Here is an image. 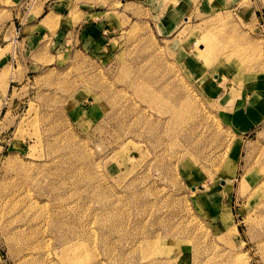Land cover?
Returning <instances> with one entry per match:
<instances>
[{"label": "rangeland", "instance_id": "374dc122", "mask_svg": "<svg viewBox=\"0 0 264 264\" xmlns=\"http://www.w3.org/2000/svg\"><path fill=\"white\" fill-rule=\"evenodd\" d=\"M7 53L0 264H264V0H0Z\"/></svg>", "mask_w": 264, "mask_h": 264}, {"label": "crops", "instance_id": "0c3cea01", "mask_svg": "<svg viewBox=\"0 0 264 264\" xmlns=\"http://www.w3.org/2000/svg\"><path fill=\"white\" fill-rule=\"evenodd\" d=\"M52 14L54 16H56L54 13H52ZM48 15H49V13L45 14L44 17L41 20H38V21L35 20L34 17H30L29 23L22 28V30L27 28L28 32L21 39H23L25 42H34V43H36L35 40L40 42V40L47 34V32H49L48 29H46L44 27H40L41 21L44 20ZM87 15H90V14L87 13L86 15L82 14V16H80V18H81L80 26L81 25L83 26V32H85L86 30H88L89 32H92L93 31L92 28H93L94 24H93L92 21L89 22V19H88ZM56 21L58 22L57 26H59V27L60 26H64L66 29H67L66 26H68V28H71L70 26L74 25V24H72V21L63 20L61 17L57 18ZM63 21L66 22L65 25L62 23ZM79 30H80V28H79ZM9 65H11L13 69L17 68V64H16V62H15V60L13 58V53L4 54V56L0 59V74H1L0 76L1 77H3V75L6 73V71H8V66ZM241 119L242 118L238 117L237 122L240 123Z\"/></svg>", "mask_w": 264, "mask_h": 264}, {"label": "bare ground", "instance_id": "6f19581e", "mask_svg": "<svg viewBox=\"0 0 264 264\" xmlns=\"http://www.w3.org/2000/svg\"><path fill=\"white\" fill-rule=\"evenodd\" d=\"M208 39H209V38H208ZM210 40H211V39H210ZM210 40H209V41H210ZM210 43L213 45V42H212V41H210ZM213 55H214V54H213ZM211 56H212V55H211ZM212 59H213V58H212ZM262 183H264V182H262ZM260 184H261V183H260ZM260 184H259V185H260ZM15 201H16V200H15ZM8 209H9V208H8ZM66 249H67V248H66ZM67 255H68V254H67ZM72 259H73V258H72ZM73 260H74V259H73ZM71 263H72V262H71ZM69 264H70V263H69Z\"/></svg>", "mask_w": 264, "mask_h": 264}]
</instances>
